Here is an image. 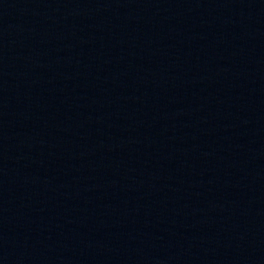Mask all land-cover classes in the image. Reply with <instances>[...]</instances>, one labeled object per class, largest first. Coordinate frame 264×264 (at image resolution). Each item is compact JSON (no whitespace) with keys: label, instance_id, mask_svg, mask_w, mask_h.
Returning <instances> with one entry per match:
<instances>
[{"label":"water","instance_id":"95a60500","mask_svg":"<svg viewBox=\"0 0 264 264\" xmlns=\"http://www.w3.org/2000/svg\"><path fill=\"white\" fill-rule=\"evenodd\" d=\"M264 0H0V264H263Z\"/></svg>","mask_w":264,"mask_h":264}]
</instances>
